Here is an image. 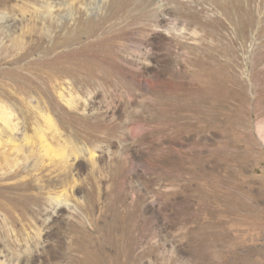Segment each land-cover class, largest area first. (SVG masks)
<instances>
[{
  "label": "rangeland",
  "instance_id": "374dc122",
  "mask_svg": "<svg viewBox=\"0 0 264 264\" xmlns=\"http://www.w3.org/2000/svg\"><path fill=\"white\" fill-rule=\"evenodd\" d=\"M91 259L264 264V0H0V264Z\"/></svg>",
  "mask_w": 264,
  "mask_h": 264
},
{
  "label": "bare ground",
  "instance_id": "6f19581e",
  "mask_svg": "<svg viewBox=\"0 0 264 264\" xmlns=\"http://www.w3.org/2000/svg\"><path fill=\"white\" fill-rule=\"evenodd\" d=\"M50 9V8H49ZM204 111V110H203ZM197 131V130H196ZM116 256H118V258H120L121 254L123 253L122 249H117L116 250ZM125 253V252H124ZM93 262H87L86 264H104L103 262L99 261L98 259H91ZM76 262V261H75ZM4 264V263H3Z\"/></svg>",
  "mask_w": 264,
  "mask_h": 264
}]
</instances>
